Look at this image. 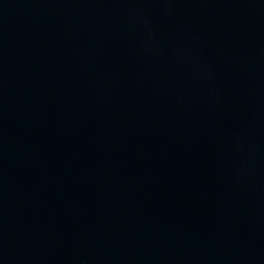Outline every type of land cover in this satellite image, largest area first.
<instances>
[{
	"label": "water",
	"instance_id": "obj_1",
	"mask_svg": "<svg viewBox=\"0 0 264 264\" xmlns=\"http://www.w3.org/2000/svg\"><path fill=\"white\" fill-rule=\"evenodd\" d=\"M0 264H264V0H0Z\"/></svg>",
	"mask_w": 264,
	"mask_h": 264
}]
</instances>
